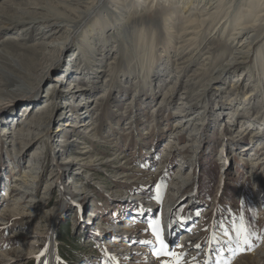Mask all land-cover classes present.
I'll list each match as a JSON object with an SVG mask.
<instances>
[{"label":"rangeland","instance_id":"rangeland-1","mask_svg":"<svg viewBox=\"0 0 264 264\" xmlns=\"http://www.w3.org/2000/svg\"><path fill=\"white\" fill-rule=\"evenodd\" d=\"M84 1L0 0V264H264V0Z\"/></svg>","mask_w":264,"mask_h":264},{"label":"bare ground","instance_id":"bare-ground-1","mask_svg":"<svg viewBox=\"0 0 264 264\" xmlns=\"http://www.w3.org/2000/svg\"><path fill=\"white\" fill-rule=\"evenodd\" d=\"M82 1L84 0H76V4H79L81 3ZM99 1H103V0H99ZM105 1H116V0H105ZM132 2L135 1V0H131ZM139 1V0H138ZM147 1V0H146ZM145 1V2H146ZM155 0H151V2L153 3ZM85 2V1H84ZM125 4L127 2V0H124ZM139 2H143V1H139ZM252 2H256V0H250V4H252ZM73 4V3H72ZM249 4V5H250ZM259 5V4H258ZM216 6V5H215ZM20 8H22L21 6H19ZM145 7V6H144ZM257 7V6H256ZM97 8V5H95L94 7L88 9L85 14H89L91 12L92 9H96ZM132 8V7H131ZM24 9V7L22 8ZM214 12V11H213ZM84 14V13H83ZM56 17H63L60 13H57V14H54ZM0 16H3V17H10L11 15H8L6 14V12L0 10ZM50 16H53V15H50ZM50 16H47L48 19ZM39 19V20H42L44 19L43 17L40 18L39 16H34V17H25V18H22V20H20V22L22 23H31L32 20L31 19ZM53 18V17H51ZM88 17H86L84 15V19H87ZM47 19V18H46ZM195 24V23H194ZM241 29H244L243 27ZM237 33H241V32H237ZM235 34V33H234ZM241 36V35H240ZM24 38V37H23ZM22 37H13L11 38L10 42L6 45H4L5 47H9L11 48L14 53V59L20 63H22L24 65V68L26 70H24L23 72L25 73V76L29 79V80H39V78L42 76V72L40 70V67L42 66V56L43 57H46L45 54L42 55V51L41 48H45V45L47 44H41V43H31V44H27L28 40L30 41L31 40V36H28L25 39H23ZM234 40V39H233ZM236 40V39H235ZM239 42V41H238ZM187 45V44H186ZM238 46V45H237ZM65 47H70L69 45H65ZM64 47V48H65ZM19 52L20 55H15ZM243 52V51H242ZM9 54H12L11 52H9ZM240 55V54H239ZM7 56V57H6ZM8 58V60H7ZM3 60L4 62H6V65L7 67H9L10 69H14V71H17L18 68L17 67H13V64L10 60V58L8 57V55H6L5 53L3 52H0V62L1 64L0 65H3L4 63L1 61ZM235 62V61H234ZM236 62H244V61H239L237 60ZM235 62V63H236ZM234 64H232L231 66L229 67H234ZM76 71V70H75ZM74 71V72H75ZM76 73V72H75ZM0 86H6V82L4 80H0ZM3 88H1L0 90H2ZM76 92H80V94H84V88H80V89H77ZM69 94L71 95H74L75 94V91L74 90H70L69 91ZM44 97L43 94L39 93L37 94L36 96L32 95V96H29L27 101L26 99L23 100L24 102H29L30 100H34V101H39V100H42ZM33 101V102H34ZM32 102V103H33ZM99 102V101H98ZM244 115V114H243ZM90 123V122H89ZM89 123H82L80 125H87ZM38 125V124H37ZM16 129V126L13 127V131ZM17 130V129H16ZM264 131V123H260V127H259V131L255 130L254 127H248L246 129V132L249 133V132H255V134H261L263 133ZM11 131L9 132V136L11 135ZM14 133V132H13ZM33 139H31V137H25L23 136L21 141L20 139L18 141H15L14 145L16 146V152L15 154L19 155L20 153V156H25L26 154V146L30 145L36 138L32 137ZM184 150V149H183ZM32 158H36L37 157V154H34L31 156ZM23 158V157H22ZM174 178L176 180H178L179 184L180 182L182 183H187L186 186H191L192 185V182H190V180H188L187 177H184L183 178V174L180 175V178H177L176 176H174ZM181 186V185H180ZM13 210V209H11ZM169 211V210H168ZM187 240L184 239V241ZM189 240V239H188ZM188 240L186 242H184L185 244L188 243ZM54 251H55V248H54V242H53V239L52 238H49V241L48 243L44 246V248L38 253L37 257H38V264H54L53 262V254H54Z\"/></svg>","mask_w":264,"mask_h":264},{"label":"snow or ice","instance_id":"snow-or-ice-1","mask_svg":"<svg viewBox=\"0 0 264 264\" xmlns=\"http://www.w3.org/2000/svg\"><path fill=\"white\" fill-rule=\"evenodd\" d=\"M154 231H155V234H156L157 239H158L159 244H160V249H159L158 255H172L173 257H176V260L173 262V264H178V256L176 253H170L168 251V245L164 241L162 231H159V230H154ZM244 244L248 245V248H247L248 251L252 250L251 242L247 238V236L244 237ZM244 250L245 249H243V248L241 249V251H244Z\"/></svg>","mask_w":264,"mask_h":264},{"label":"trees","instance_id":"trees-1","mask_svg":"<svg viewBox=\"0 0 264 264\" xmlns=\"http://www.w3.org/2000/svg\"><path fill=\"white\" fill-rule=\"evenodd\" d=\"M210 171H209V169L207 168V167H205L204 168V171H203V174H207V173H209ZM205 186H207V183L206 184H204V183H200V185H199V191H201V196L204 198L205 196H204V188H205Z\"/></svg>","mask_w":264,"mask_h":264}]
</instances>
